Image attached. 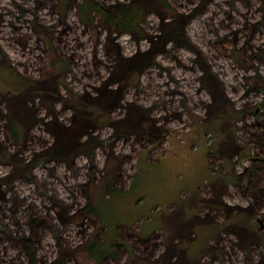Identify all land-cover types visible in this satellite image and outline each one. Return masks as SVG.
Listing matches in <instances>:
<instances>
[{"label":"rangeland","instance_id":"1","mask_svg":"<svg viewBox=\"0 0 264 264\" xmlns=\"http://www.w3.org/2000/svg\"><path fill=\"white\" fill-rule=\"evenodd\" d=\"M84 1L0 0V264H28L14 244L34 218L48 222L38 264L99 232L121 244L107 264H195L183 250L200 225L199 264H264V0H93L137 2L138 35L84 19ZM6 77L31 83L9 93ZM99 97L124 125L78 127L82 99ZM26 109L14 142L7 116ZM91 199H111L109 230L73 221ZM232 216L243 226L224 227Z\"/></svg>","mask_w":264,"mask_h":264},{"label":"trees","instance_id":"2","mask_svg":"<svg viewBox=\"0 0 264 264\" xmlns=\"http://www.w3.org/2000/svg\"><path fill=\"white\" fill-rule=\"evenodd\" d=\"M79 8L81 12L80 14L82 15L84 19L88 18L89 20H91L92 14L100 13L102 17L104 18L106 24L109 26H112L118 31H121V32L126 31L134 35L142 34L144 31L142 28L141 21L144 18L145 13H144L143 8H141V6L137 2H131L130 4L119 5V6H116L115 9L113 10H107L102 6L95 4L93 0H86L83 3L79 4ZM0 69H2L3 71L7 70V72H10L9 67L5 69L1 65ZM138 77H139V74L136 73L133 77V80L135 78L137 79ZM15 78L16 77L13 78V81L7 77L5 78L6 85H9L10 90H11L9 93H14L15 91H19L17 90L19 89V87H23L31 83V82H25L22 79L18 80L17 82H14ZM8 79H9V82H8ZM92 102L95 103V105L90 104L84 99H82V105L78 107L80 112L78 114V117L76 118L78 127L80 128L82 127V128H85V130H87L86 126L90 123H93L91 124L92 126L96 125V126H102V127H106L105 124H111V123H115L116 125H124L123 124L124 119L117 120V119L111 118L110 115H106V116L102 115L105 113V111L103 110L102 105L98 106V104H101L100 97L96 98ZM131 109H132L131 115H128L127 117L132 118L131 123H134V122L138 123L145 109L142 107H140L139 110L135 109L134 107ZM135 110H137V112H135ZM88 113L93 118V121H87L91 118L89 115H87ZM10 116H7L9 118L8 133L14 142L16 141L18 142L21 137L20 135L21 129H19L20 127L16 126L17 121H19L18 118L16 117H21V119L25 117H30L31 113L29 112V110L26 109L25 111L20 110V112L14 114L13 117H10ZM53 146H50L49 150L47 151L48 155H54L59 152L58 151L59 149ZM4 158H7L9 160V154L6 151H4L1 147L0 148V159H4ZM107 193L109 195L115 196V191L110 190V188L108 189ZM111 199L106 200V201L104 200L103 202L101 201L99 202V204H96V202L92 201V199L88 200L86 207L79 211V214H82V215L73 216L72 217L73 221L74 220L76 221V218H80L82 219L81 222H83L86 219H89L90 223H95L96 219L94 218L97 216L98 217L101 216L100 218L102 220L101 223H102L103 228L104 229L107 228L109 230L110 224L106 221V218L108 216L106 215V213H104L106 208L104 209L102 205L104 203L110 202ZM221 202H224V201L222 200ZM42 219L43 220H40V221L37 220L36 218L30 220L28 222V225L31 230L30 236L23 237L19 241L17 240V242L14 244V246L18 248L20 252L25 253L28 256L29 258L28 264H38V259H36L38 247L36 248L37 243H35L34 237H36L39 224L48 223L47 220H44V218ZM64 222L65 220H63V223ZM230 222L234 225H236L235 223H239V222H235V219L232 216V219L230 220L229 218V220L224 224V227H226L227 224ZM203 226L204 225H200L199 227L196 228L195 232H199V235L196 239L190 241L189 249H187L188 257L194 258V260L191 259L192 261L199 260L204 249L207 247L205 246L207 243V234L205 233L204 228L202 229ZM241 226H243V224H241ZM215 227H216L215 228L216 230L215 240H216L220 237L222 230L220 231L221 229L220 224H217ZM101 234L102 233L99 232L94 239L92 238V240H88L82 246H78L74 249L65 248L64 246L61 247L62 245H60L59 247H60L61 254H60L59 259L55 262V264H67L69 260V259L67 260V258H71L75 262V264H107L109 260L118 259L120 255L119 252H120L121 244L118 243V240L117 241L113 240V241H110L109 243H105V241L101 242L99 239ZM79 257H82L85 260H82Z\"/></svg>","mask_w":264,"mask_h":264},{"label":"flooded vegetation","instance_id":"3","mask_svg":"<svg viewBox=\"0 0 264 264\" xmlns=\"http://www.w3.org/2000/svg\"><path fill=\"white\" fill-rule=\"evenodd\" d=\"M199 206H195V212L200 208V207H202V206H200L199 208H198ZM208 218H210V215L208 216ZM206 220H207V218H206ZM198 235H199V232H195V231H193V232H191L190 233V238H189V240L188 241H192V240H194V239H196L197 237H198ZM183 251H187V250H183ZM180 251H176V250H173V253H175V255H177L178 253H179ZM184 253V252H183ZM182 253V254H183ZM191 260V259H190ZM197 261V263H195V264H199L198 263V261H200V260H196ZM195 261V262H196Z\"/></svg>","mask_w":264,"mask_h":264}]
</instances>
